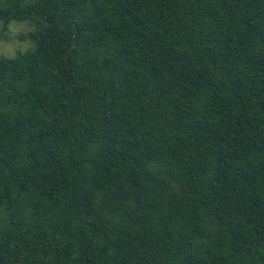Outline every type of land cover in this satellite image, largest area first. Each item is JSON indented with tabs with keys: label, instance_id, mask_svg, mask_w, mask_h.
Wrapping results in <instances>:
<instances>
[{
	"label": "trees",
	"instance_id": "16d2710c",
	"mask_svg": "<svg viewBox=\"0 0 264 264\" xmlns=\"http://www.w3.org/2000/svg\"><path fill=\"white\" fill-rule=\"evenodd\" d=\"M0 264H264V0H0Z\"/></svg>",
	"mask_w": 264,
	"mask_h": 264
},
{
	"label": "rangeland",
	"instance_id": "374dc122",
	"mask_svg": "<svg viewBox=\"0 0 264 264\" xmlns=\"http://www.w3.org/2000/svg\"><path fill=\"white\" fill-rule=\"evenodd\" d=\"M30 32L28 24H13L8 28L0 26V57L13 58L17 53L28 51L30 44L23 43L24 35Z\"/></svg>",
	"mask_w": 264,
	"mask_h": 264
}]
</instances>
